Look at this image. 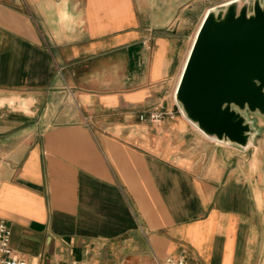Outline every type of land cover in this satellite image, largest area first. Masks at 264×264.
Returning <instances> with one entry per match:
<instances>
[{
    "label": "crops",
    "instance_id": "crops-1",
    "mask_svg": "<svg viewBox=\"0 0 264 264\" xmlns=\"http://www.w3.org/2000/svg\"><path fill=\"white\" fill-rule=\"evenodd\" d=\"M227 1L0 0V219L16 253L264 264L259 141L209 139L174 99L205 14Z\"/></svg>",
    "mask_w": 264,
    "mask_h": 264
},
{
    "label": "water",
    "instance_id": "water-1",
    "mask_svg": "<svg viewBox=\"0 0 264 264\" xmlns=\"http://www.w3.org/2000/svg\"><path fill=\"white\" fill-rule=\"evenodd\" d=\"M174 99L209 139L245 149L264 117V0H229L207 11L194 36Z\"/></svg>",
    "mask_w": 264,
    "mask_h": 264
},
{
    "label": "built area",
    "instance_id": "built-area-1",
    "mask_svg": "<svg viewBox=\"0 0 264 264\" xmlns=\"http://www.w3.org/2000/svg\"><path fill=\"white\" fill-rule=\"evenodd\" d=\"M178 108V107H177ZM179 111V109H178ZM180 113V111H179ZM165 115V111L156 108L149 112L148 118L152 122H159ZM173 116V113H171ZM144 118V114L140 115V119ZM11 229L4 219H0V264H30L27 259L16 253L11 246ZM49 264H86L83 261H72L70 263H61L53 261ZM157 264H187L184 254L177 256H169Z\"/></svg>",
    "mask_w": 264,
    "mask_h": 264
},
{
    "label": "rangeland",
    "instance_id": "rangeland-1",
    "mask_svg": "<svg viewBox=\"0 0 264 264\" xmlns=\"http://www.w3.org/2000/svg\"><path fill=\"white\" fill-rule=\"evenodd\" d=\"M251 118L254 120L256 127L258 128L259 132L258 135L255 137L256 140L259 141V145L257 146V160L259 165H262L264 162V117L258 114L251 115ZM254 148H250L247 150L246 156H251ZM254 162V161H253ZM246 168L248 169H256L255 163L250 165V159L245 163Z\"/></svg>",
    "mask_w": 264,
    "mask_h": 264
}]
</instances>
